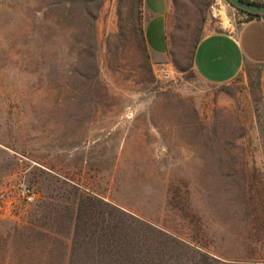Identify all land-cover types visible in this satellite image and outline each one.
I'll return each instance as SVG.
<instances>
[{
  "label": "rangeland",
  "instance_id": "1",
  "mask_svg": "<svg viewBox=\"0 0 264 264\" xmlns=\"http://www.w3.org/2000/svg\"><path fill=\"white\" fill-rule=\"evenodd\" d=\"M144 20L142 0H0L10 264H264L257 69L205 83L190 57L210 31H174L157 57Z\"/></svg>",
  "mask_w": 264,
  "mask_h": 264
},
{
  "label": "crops",
  "instance_id": "2",
  "mask_svg": "<svg viewBox=\"0 0 264 264\" xmlns=\"http://www.w3.org/2000/svg\"><path fill=\"white\" fill-rule=\"evenodd\" d=\"M142 5L143 42L150 53L166 57L171 33L195 31L200 23L204 31L210 32L194 44L191 52V66L198 78L211 85H224L257 69L264 102V17L247 20L241 13L237 17L243 20L233 26L226 14L231 8L224 0H142ZM217 17L219 22H212L211 18Z\"/></svg>",
  "mask_w": 264,
  "mask_h": 264
},
{
  "label": "trees",
  "instance_id": "3",
  "mask_svg": "<svg viewBox=\"0 0 264 264\" xmlns=\"http://www.w3.org/2000/svg\"><path fill=\"white\" fill-rule=\"evenodd\" d=\"M226 1V0H225ZM241 1H243V2H245V3H249V4H253V5H261V6H264V4H262V3H259V2H256V1H253V0H241ZM227 2V1H226ZM228 3V2H227ZM229 4V3H228ZM230 5V4H229ZM231 7H233L232 5H230ZM234 8V7H233ZM236 9V8H235ZM237 11H239L240 13H243V14H245V15H247V20H252V19H255V18H260V17H264V16H262V15H256V14H248V13H245V12H242V11H240V10H238V9H236ZM2 240V239H1ZM4 248H5V240H2V242H1V249H0V264H10V261L9 260H7L8 259V257H7V255L5 254V250H4ZM21 255H22V253H21ZM21 255L19 256L18 255V257L20 258L21 257ZM202 255V254H201ZM107 256V255H106ZM200 257H203V256H200ZM18 261H19V259H18ZM20 261H21V258H20ZM19 261V262H20ZM120 262L122 263V264H138L139 262H140V259H138V258H136L135 256H133V257H131V258H129V257H127V256H123V258L122 259H120ZM18 264H20V263H18ZM139 264H145V261L144 260H142Z\"/></svg>",
  "mask_w": 264,
  "mask_h": 264
},
{
  "label": "water",
  "instance_id": "4",
  "mask_svg": "<svg viewBox=\"0 0 264 264\" xmlns=\"http://www.w3.org/2000/svg\"><path fill=\"white\" fill-rule=\"evenodd\" d=\"M226 1L234 8L242 12L264 16V6L245 3L241 0H226Z\"/></svg>",
  "mask_w": 264,
  "mask_h": 264
},
{
  "label": "built area",
  "instance_id": "5",
  "mask_svg": "<svg viewBox=\"0 0 264 264\" xmlns=\"http://www.w3.org/2000/svg\"><path fill=\"white\" fill-rule=\"evenodd\" d=\"M22 195L27 204H32L35 201V193L31 189L24 188L22 190Z\"/></svg>",
  "mask_w": 264,
  "mask_h": 264
}]
</instances>
